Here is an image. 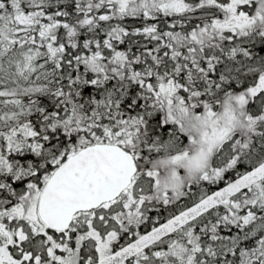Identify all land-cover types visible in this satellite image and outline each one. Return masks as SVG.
<instances>
[{"label":"snow or ice","instance_id":"1","mask_svg":"<svg viewBox=\"0 0 264 264\" xmlns=\"http://www.w3.org/2000/svg\"><path fill=\"white\" fill-rule=\"evenodd\" d=\"M0 264H264V0H0Z\"/></svg>","mask_w":264,"mask_h":264}]
</instances>
